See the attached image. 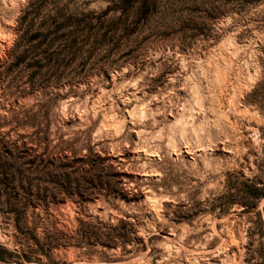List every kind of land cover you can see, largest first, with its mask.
Returning a JSON list of instances; mask_svg holds the SVG:
<instances>
[{"label": "rangeland", "instance_id": "374dc122", "mask_svg": "<svg viewBox=\"0 0 264 264\" xmlns=\"http://www.w3.org/2000/svg\"><path fill=\"white\" fill-rule=\"evenodd\" d=\"M29 1L0 0V264H264V197L232 203L264 183V0H46L29 36L65 26L28 43ZM58 143L136 199L29 205L11 157ZM90 216H130L142 242L49 248Z\"/></svg>", "mask_w": 264, "mask_h": 264}, {"label": "trees", "instance_id": "16d2710c", "mask_svg": "<svg viewBox=\"0 0 264 264\" xmlns=\"http://www.w3.org/2000/svg\"><path fill=\"white\" fill-rule=\"evenodd\" d=\"M45 1L30 0L18 19L19 27L22 30L21 39L26 40L28 43L39 38L47 40L50 35H57L65 26L64 24L55 25L51 33L46 35L35 33L29 36L27 32L35 26V21L40 18ZM52 20V22L50 21L51 26L54 23L56 24V19ZM48 24L49 19L46 18L42 26L46 27ZM262 63V80L257 84L252 95L258 94L261 97V101L264 102V56ZM41 140L44 141L45 139L41 138ZM63 145L64 143H58L52 150L47 147L44 152L38 154L37 148L28 147V144H24L21 148L23 149L22 155L16 157L13 155L11 157L14 163L11 165L9 181L12 185H16L18 190L32 198V200L28 201L29 205H37L41 202L45 205H50L54 201H65L67 198L59 197L61 195L71 197L80 194V191L88 195V197H93L100 194L101 190H104L106 192L105 195L111 197L104 198L105 201L113 204L117 201H124L130 204L136 199L129 198V192L123 187L124 184L119 173L115 176L96 174L97 172L115 169L112 164L106 165L108 158L101 156V154H93L91 151L80 155L78 152L69 150L68 147ZM43 176L51 178L52 181L47 182L42 178ZM44 183L54 185V189L51 191L45 188L42 186ZM260 184L261 187L257 186L256 182L249 186L248 183H243L242 188L236 189V193L233 195L236 198L232 203H239L245 208L244 211L255 207L264 197V183ZM41 192L49 197L53 196L51 198L52 201L49 198H39ZM95 199L99 198H80L82 203L94 201ZM89 218L94 221L81 220L79 227L72 230L69 234L59 231L60 234L51 235L48 238L50 243H47L49 248L74 245L90 249L93 245H101L109 250L122 247L125 252H130L125 250L128 244L135 245V243L142 242V238L136 236L137 229L135 225L128 221L130 216L121 218L116 223L104 222L93 216ZM142 249H146V246ZM0 261H3V258L0 257Z\"/></svg>", "mask_w": 264, "mask_h": 264}, {"label": "bare ground", "instance_id": "6f19581e", "mask_svg": "<svg viewBox=\"0 0 264 264\" xmlns=\"http://www.w3.org/2000/svg\"><path fill=\"white\" fill-rule=\"evenodd\" d=\"M224 80V79H223ZM221 86V85H220Z\"/></svg>", "mask_w": 264, "mask_h": 264}]
</instances>
